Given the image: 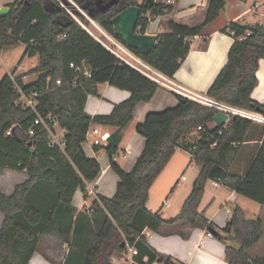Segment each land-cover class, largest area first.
Masks as SVG:
<instances>
[{
    "label": "trees",
    "instance_id": "trees-1",
    "mask_svg": "<svg viewBox=\"0 0 264 264\" xmlns=\"http://www.w3.org/2000/svg\"><path fill=\"white\" fill-rule=\"evenodd\" d=\"M74 1L119 40L111 19L131 4H140L141 33L146 32L148 12L160 15V4L149 8L146 0L142 3L123 0L106 13L98 9L97 0ZM225 3L210 0L205 19L193 25L170 20L169 32L158 36L149 53L130 48L148 65L173 77L190 51L189 38L200 34L207 23L216 19ZM8 7V13H0V51L6 45L22 41L26 44L23 58L38 56L39 65L23 73L35 72L36 78L19 83L26 94L36 97L41 114L58 116L60 126L65 129L66 146L64 150L50 146L47 132L38 126L35 135H29L28 121L34 119L35 113L20 101L22 94L10 74L5 75L0 81V173L9 169L25 172L28 178L18 183L12 194L0 188V212L5 215L0 230V264H28L43 235L69 245L64 264H110L128 245L137 248L134 259L142 264L154 261L176 264L172 258L161 256L142 232L145 227L158 231L166 224L182 222L214 228L200 210L209 180L231 183L239 194L264 204V133L245 175L231 171L235 155L249 140L255 121L233 116L224 125L211 126L218 112L216 108L178 94L175 106L150 111L137 124L136 130L144 136L145 146L134 167L126 171L115 160L121 131L133 119L136 105L150 101L160 85L106 48L58 0H15ZM69 7L75 9L72 4ZM81 18L90 24V20ZM222 31L231 34L234 42L226 64L206 94L235 107L264 113V102L252 98L259 82V62L264 58V27L232 21ZM71 62H85L91 76H81L72 85L77 73L70 67ZM58 79L62 85H57ZM106 82L129 90L131 96L116 104L110 114L93 116L86 111V102L89 95H99V84ZM93 123L117 127L108 144L100 148L105 149L110 168L119 181L113 196L98 195L91 212L77 213L73 205L76 191L80 189L85 198L90 197L88 183L101 172L98 159L90 157L83 147ZM198 126L202 129L191 136ZM177 147L191 153L200 171L178 215L164 219L159 213L150 212L147 203L153 184ZM262 236V219L246 218L240 206L234 208L223 233L218 232L226 243L228 264H264L263 256L252 257L248 252Z\"/></svg>",
    "mask_w": 264,
    "mask_h": 264
},
{
    "label": "crops",
    "instance_id": "crops-1",
    "mask_svg": "<svg viewBox=\"0 0 264 264\" xmlns=\"http://www.w3.org/2000/svg\"><path fill=\"white\" fill-rule=\"evenodd\" d=\"M14 1L0 0V13L3 7H8V4ZM225 2V7L218 17L207 23L200 34L189 38L191 42L190 51L182 66L172 77L186 88L202 94H206L226 64L229 49L234 42V37L223 32L222 29L232 21L251 27H264V0H225ZM209 3L210 0H174V10L168 15H153L148 12L149 23L145 33L158 36L168 33L170 20L186 25L201 22L206 17ZM257 77L259 82L252 92V98L263 103L264 58L260 59ZM167 91L174 93L176 97L178 95L160 86L150 101H142L136 105L133 111V119L122 129L120 148L115 155V160L124 170L130 171L134 167L145 146L144 136L136 130L137 124L144 121L148 112L161 111L178 103V97L177 100L172 98ZM130 96L129 90L118 88L108 82L101 83L99 84V95H89L86 111L93 116L110 114L116 104ZM210 125L214 126L216 123L213 121ZM116 130L117 127L97 123H93L88 130L83 147L90 157L98 159L101 172L94 181L88 183L90 197L85 198L80 189L76 191L73 205L77 213L91 212V205L98 195L111 197L117 190L119 176L112 174L109 157L105 149L100 148L104 146V141L102 140L99 145L95 144L96 138H101L105 134L110 136ZM263 133L264 125L256 122L249 134V140L239 147L235 155V161L231 168L233 173L242 177L245 175L250 161L262 144ZM196 170L197 178L200 171L199 165ZM160 175L150 190L147 207L150 212L159 213L164 219H171L180 212L186 198L192 191L195 180L191 185L184 186L183 189L180 188L177 181L168 192V186H171V183H163V180H159ZM27 178L25 172L6 169L4 173H0V188L6 194H12L16 185L24 182ZM182 180L187 181L188 179L182 178ZM168 203H170L169 206H167ZM236 206L243 209L246 218L255 219L259 217L262 219L263 236L248 252L252 257H264V204L239 194L236 187L231 183L220 182L215 185L214 180L207 182L200 210L205 212L210 223L218 232L223 233ZM227 209L230 211L228 212ZM4 218L5 215L0 212V230ZM147 230L150 231V234L146 236L148 243L161 256L172 258L176 264H228L225 241L220 239L218 234L208 236L209 228L207 226L182 222L166 224L158 231L145 227L143 231ZM234 245L239 246V243L234 241ZM69 250L68 244L51 236L43 235L28 264H64ZM112 262L113 264H130L125 258L117 256L112 258ZM140 262L138 259L135 260L136 264H142Z\"/></svg>",
    "mask_w": 264,
    "mask_h": 264
},
{
    "label": "built area",
    "instance_id": "built-area-1",
    "mask_svg": "<svg viewBox=\"0 0 264 264\" xmlns=\"http://www.w3.org/2000/svg\"><path fill=\"white\" fill-rule=\"evenodd\" d=\"M60 4L65 8V10L84 28L86 29L93 37H95L98 41H100L106 48H108L110 51H112L116 56H118L121 60L126 62L127 64L131 65L132 67L136 68L140 72H142L147 77L151 78L155 82H157L161 87H165L177 94H180L184 97H187L191 100H194L196 102H199L201 104L216 108L219 111L225 112L228 114V120L227 122L233 117V116H241L248 118L252 121L262 123L264 125V113L258 112V111H250L247 109L239 108L232 106L230 104L217 101L211 97H209L207 94H202L193 90H190L186 88L185 86L181 85L177 81H175L172 77H169L160 71L156 70L155 68L148 65L146 62H144L136 53H134L129 46H127L125 43L122 42V40L117 39L116 37L110 35L107 33L103 28H101L87 13H84L88 19H90L96 27L101 31L102 35L96 33L91 27L90 24L83 21L81 16L78 15L77 10L73 9L72 7H69L67 1L58 0ZM169 2H174V0H155L156 4L165 5ZM75 3V1L73 2ZM250 31H247L246 35H249ZM70 67L75 70L76 77L72 80V85H76L78 79L81 76H91L92 71L89 68V66L83 62L81 64H76L75 62H71ZM11 79L14 81L17 89L21 92L20 101L24 103L26 106L30 107L33 112L35 113L34 119L31 121H28L29 125V135L33 136L36 133V127H41L43 130L47 132V139L50 146H57L61 149H65L66 146V140L64 138L65 135V129L60 126L59 118L57 115L49 113L47 115H43L38 110V101L34 95L26 94L21 86L20 81L28 82L29 81V75L23 74V73H13L9 72ZM63 82L61 79L57 80V85H62ZM214 121V120H213ZM200 129H202V126H198L196 129H194L191 132V136L195 135ZM10 133V132H9ZM88 135V134H87ZM109 135L105 134L101 138L98 137L95 139V144L99 145L102 143V140L104 141V145L108 144L109 141ZM180 147H177L178 149ZM189 152V151H188ZM192 156V155H191ZM183 179H186L185 176L182 177ZM221 181L214 180V184L218 185ZM170 203L167 204L169 206ZM229 212L230 210L227 209ZM150 231H143L142 235H149ZM208 236H214V234L208 230L207 231ZM138 253L137 248L134 245H128L127 250L119 256L120 258H125L130 262V264L135 263L134 256ZM152 264H161L158 261H154Z\"/></svg>",
    "mask_w": 264,
    "mask_h": 264
},
{
    "label": "rangeland",
    "instance_id": "rangeland-1",
    "mask_svg": "<svg viewBox=\"0 0 264 264\" xmlns=\"http://www.w3.org/2000/svg\"><path fill=\"white\" fill-rule=\"evenodd\" d=\"M69 4L75 6L78 15L86 18L88 21V17L84 14L86 13L85 9L81 7L78 3H73L74 0H66ZM139 3H142L144 0H136ZM87 14V13H86ZM90 27L98 34L102 35L101 31L96 27V25L90 20ZM26 49V44L22 41L14 45H6L0 51V81L3 79L5 75L13 70L17 69V73H26L33 71L39 65L38 56H25L23 58V54ZM23 60L21 61V59ZM21 61V62H20ZM29 81L36 78L37 74L35 72L29 75ZM172 98L177 100V97L174 93L167 91ZM173 107V106H169ZM196 168H198V164L192 159L190 153L182 148L176 149L175 154L168 162L163 172L160 175L159 180H163V183L170 182L171 186H168V192H170L171 188L178 181L181 189L186 185H191L196 178ZM112 174L117 175L114 171H111ZM182 176H185L188 180H182ZM1 180H4L1 178ZM160 182V181H158ZM159 184V183H157ZM164 185V184H163ZM158 186V185H156ZM155 186V187H156ZM212 189V187H211ZM155 192H157L155 190ZM167 192V193H168ZM234 244V241L232 242Z\"/></svg>",
    "mask_w": 264,
    "mask_h": 264
},
{
    "label": "water",
    "instance_id": "water-1",
    "mask_svg": "<svg viewBox=\"0 0 264 264\" xmlns=\"http://www.w3.org/2000/svg\"><path fill=\"white\" fill-rule=\"evenodd\" d=\"M122 1L123 0H97V4L100 7V11L106 13L118 6ZM154 4L155 0L145 1V5L149 8H152ZM159 9L161 15H168L174 10V4L169 2L165 5H160ZM9 11L10 8L7 6L1 9V13L3 14L8 13ZM140 15V4H131L116 14L111 19V23L113 24L115 35L121 37L123 43L129 47L138 48L144 53H149L154 48L158 39V35L139 32L138 19ZM213 120L216 125H224L228 120V114L219 111L216 113ZM209 230L214 235L218 234V231L214 228H209ZM110 264H113V262Z\"/></svg>",
    "mask_w": 264,
    "mask_h": 264
},
{
    "label": "flooded vegetation",
    "instance_id": "flooded-vegetation-1",
    "mask_svg": "<svg viewBox=\"0 0 264 264\" xmlns=\"http://www.w3.org/2000/svg\"><path fill=\"white\" fill-rule=\"evenodd\" d=\"M99 6V5H98ZM98 9L100 10V7H98Z\"/></svg>",
    "mask_w": 264,
    "mask_h": 264
}]
</instances>
